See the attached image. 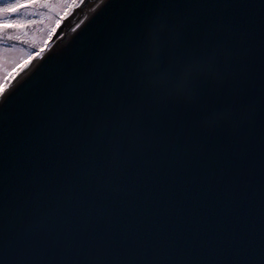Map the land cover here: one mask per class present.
I'll return each instance as SVG.
<instances>
[{
	"label": "water",
	"instance_id": "water-1",
	"mask_svg": "<svg viewBox=\"0 0 264 264\" xmlns=\"http://www.w3.org/2000/svg\"><path fill=\"white\" fill-rule=\"evenodd\" d=\"M77 9L0 97V264H264V0ZM167 17L219 46L215 126L125 111L141 23Z\"/></svg>",
	"mask_w": 264,
	"mask_h": 264
},
{
	"label": "snow or ice",
	"instance_id": "snow-or-ice-1",
	"mask_svg": "<svg viewBox=\"0 0 264 264\" xmlns=\"http://www.w3.org/2000/svg\"><path fill=\"white\" fill-rule=\"evenodd\" d=\"M76 2H0V48L5 41L22 40L30 26L43 23L40 19L26 18L24 13L35 17L41 9L52 12L60 5L67 9L69 4ZM169 17L141 23L133 41L140 56L133 72L138 87L130 91L125 111L139 116L145 108L155 112L163 107L166 111L162 112L161 118L173 124L215 126L222 119L219 111L221 97L230 87V81L217 78L220 73L217 71L219 46H213V36L201 29L199 21L180 19L172 22ZM59 24L58 19L56 25ZM117 162L118 146L114 143L102 165L108 169Z\"/></svg>",
	"mask_w": 264,
	"mask_h": 264
},
{
	"label": "rangeland",
	"instance_id": "rangeland-1",
	"mask_svg": "<svg viewBox=\"0 0 264 264\" xmlns=\"http://www.w3.org/2000/svg\"><path fill=\"white\" fill-rule=\"evenodd\" d=\"M82 1L83 0H80L77 6H73L66 15L64 14L61 15L62 10H64L63 5L58 6L56 10L52 11L51 13H47L45 9L39 10L40 14L37 15V17L48 16V23L47 25H44L42 27L41 31L38 30L39 27L32 30V33L36 31L40 32V36L44 38V40L41 41V43L39 42L38 44H36V42L32 40L30 27L28 29V34L22 40H10L4 42L6 45H11V47L6 46L0 48V89L3 90V93L5 92L7 87L12 83V81L20 75L22 69L26 65H28L30 61L38 58L42 54V52H44L49 48L48 46L49 41L53 36V34L55 33V31L57 30L58 26L61 25L62 21L67 16L78 12L77 7L80 5ZM65 12L66 10L64 11V13ZM55 14H59L58 17H53L55 16ZM58 19L60 20V24L57 26L56 21ZM67 21H71V18ZM40 25L41 24H39L38 26ZM53 29L55 30L52 31ZM37 40L39 41L40 38H38ZM12 44H15V46L17 47L12 46ZM23 47H26V50H23ZM5 79L6 80L9 79V80L4 85L3 82Z\"/></svg>",
	"mask_w": 264,
	"mask_h": 264
},
{
	"label": "trees",
	"instance_id": "trees-1",
	"mask_svg": "<svg viewBox=\"0 0 264 264\" xmlns=\"http://www.w3.org/2000/svg\"><path fill=\"white\" fill-rule=\"evenodd\" d=\"M0 2H11V0H0ZM79 2H80V0H77V2L75 3V4H69L68 5V7H67V9H64L63 11H65L66 10V12H65V14L64 15H66L68 12H69V10L73 7V6H77L78 4H79ZM46 10V12L47 13H51V12H49V10H47V9H45ZM29 11H32V10H29ZM46 13V14H47ZM24 15H25V17L26 18H29V19H31V18H35V19H40V20H43V23H40L41 25L40 26H38L39 24H37V25H35V26H30V30H31V38H32V40L33 41H35L36 42V44H38L39 42L41 43V41H43L44 40V38H42L41 36H40V32L39 31H41L42 30V27L44 26V25H47V23H48V16H35V17H32V16H29L27 13H24ZM58 15L59 14H55V16H53V17H58ZM37 27H39L38 28V30L39 31H36V32H34V33H32V30L33 29H36ZM40 36V37H39ZM38 38H40V40L38 41L37 39ZM32 41V42H33ZM30 42V41H29ZM6 46H8V47H11V45H6L5 43H4V46L3 47H6ZM12 46H15V44H12ZM15 47H17V46H15ZM19 47V46H18ZM37 48V47H36ZM23 50H26V47H23ZM39 52V51H38ZM37 52V53H38ZM36 53V54H37ZM9 80V79H8ZM8 80H4V85H5V83H7L8 82Z\"/></svg>",
	"mask_w": 264,
	"mask_h": 264
},
{
	"label": "bare ground",
	"instance_id": "bare-ground-1",
	"mask_svg": "<svg viewBox=\"0 0 264 264\" xmlns=\"http://www.w3.org/2000/svg\"><path fill=\"white\" fill-rule=\"evenodd\" d=\"M38 59H39V57L36 58V59H35V60H34L29 66H28V69L31 68V67L33 66L34 63H37V62H38ZM25 72H26V70L23 71V72H21L20 75L14 80L13 83H15L16 81H18L19 78H21V77L25 74Z\"/></svg>",
	"mask_w": 264,
	"mask_h": 264
}]
</instances>
